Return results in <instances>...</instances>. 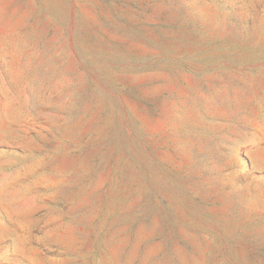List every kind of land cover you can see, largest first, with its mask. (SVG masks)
<instances>
[{
  "label": "rangeland",
  "instance_id": "obj_1",
  "mask_svg": "<svg viewBox=\"0 0 264 264\" xmlns=\"http://www.w3.org/2000/svg\"><path fill=\"white\" fill-rule=\"evenodd\" d=\"M0 264H264V0H0Z\"/></svg>",
  "mask_w": 264,
  "mask_h": 264
}]
</instances>
